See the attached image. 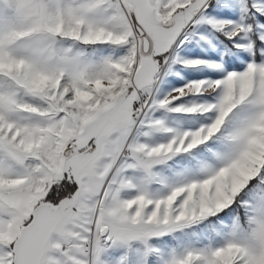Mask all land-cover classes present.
<instances>
[{
  "label": "snow or ice",
  "instance_id": "6c2138e0",
  "mask_svg": "<svg viewBox=\"0 0 264 264\" xmlns=\"http://www.w3.org/2000/svg\"><path fill=\"white\" fill-rule=\"evenodd\" d=\"M0 264H264V0H0Z\"/></svg>",
  "mask_w": 264,
  "mask_h": 264
}]
</instances>
